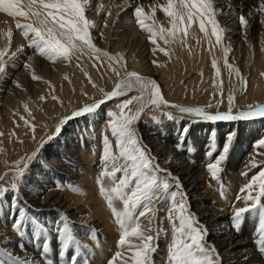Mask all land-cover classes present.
Wrapping results in <instances>:
<instances>
[{"label": "bare ground", "instance_id": "obj_1", "mask_svg": "<svg viewBox=\"0 0 264 264\" xmlns=\"http://www.w3.org/2000/svg\"><path fill=\"white\" fill-rule=\"evenodd\" d=\"M213 1L216 2L218 7L224 9L228 7L229 9L237 7V5H242L245 9L252 6V0ZM4 19L5 17L0 13V22ZM225 21L227 31L229 33L231 32L236 40L235 44L241 41L242 35L241 32L238 31L240 26L237 20L232 18ZM104 30L109 31L108 29ZM130 33L128 38H136L137 31H131ZM122 36V34H115L112 30L110 40L113 41L116 38L120 39ZM138 39L139 42H135L134 49H138V53H140H137L138 57L136 61V65L139 66L132 67L134 69L132 71L137 72L145 78L154 79L160 85L162 95L169 105L175 104L181 107H189L187 104L180 103L181 101L177 102L175 99L176 102L172 101L174 94L178 93L177 90L179 86L174 83L178 82L177 79L179 77L176 79V82L171 84L172 81H168L167 83L165 80L166 78L160 75V68L152 63V51L150 49V51H148V46L144 45L145 38L140 36ZM125 41L126 38H123L120 42L122 43ZM107 42V38H103L100 45L106 46ZM128 45L130 49L133 48L131 47V43L127 41L126 47H128ZM237 45L241 48L242 43L240 42ZM209 67H211V65ZM32 69L35 70L36 68L34 69L32 67ZM221 69L223 72L226 71L224 60H222ZM236 69L238 68L236 67ZM254 69H257L256 66ZM238 70L240 74H242L241 72H245L243 77L247 78L246 75L248 70H246V68L242 67ZM127 71L131 70L128 69ZM210 72L212 71L206 72V77L212 74ZM256 73L258 72L256 71ZM123 75L124 73L122 72V77ZM80 78L81 73H76V76L74 75L75 82L79 81ZM258 80L250 79L251 87L246 97H241L239 100L235 97L237 99L236 102L239 104L248 102L252 107L255 103L259 104L261 102L260 105L264 106V89H262L261 81ZM59 81L58 78L55 79L57 83L55 89L57 90ZM198 81L199 78L194 77L189 81L187 80L188 83L186 85L190 86V88L194 86L199 89L201 85L196 84ZM212 84H214V82H212ZM63 86H65V84ZM114 88L110 89L108 93L113 91ZM234 89L235 95L241 93L242 89L239 86ZM79 90L80 89H78V91ZM193 91L194 90H192V92ZM197 91L195 93H198ZM133 92H137L140 95L139 91L133 90L126 96L121 97H127ZM20 93L22 92L20 91ZM144 95L145 99H147L148 94L145 93ZM23 96L26 98L24 94H20L14 96V98L11 99L12 102L9 99L10 102L8 100V103L5 101L8 104V110L6 111L7 115H5V119L0 118V135L3 134L6 136L12 133L11 136L17 135L16 139L19 136L20 140L23 139V142L21 140L23 144L20 143V146H15L17 143L13 138L11 139L13 140V144L8 143L9 140L7 142L6 138L9 136L4 138V140L0 138V141L5 144L6 148V150H3L2 156L0 157V185L6 187V182L8 180L10 181L13 175H16L18 171V162L27 160L33 153H37V155L34 160L28 161L29 167L26 170L27 173L24 178L25 184L23 183L24 186L21 189V193H19L21 195H16L15 193L0 201V264H23L25 260L29 261V264H54L52 261L53 259L43 253V244L47 242L52 253L58 254L64 240V235L59 232L58 229L62 228L64 225L70 230L73 240L69 244V249L65 258H63L60 263L58 262L59 264H71L69 256L74 252H81L82 255L81 258H76L75 264H109L115 252L118 251V240L121 230L116 224L113 214L105 207L106 201L99 192L100 186L97 183L98 172H95L96 167L93 168L90 163L92 161V152L89 150H92V147H89V145L92 146L97 143L99 129L103 125L102 119H106L107 110L111 103L115 102V100L117 101V99L121 97H116L107 101L101 105V108L94 114L67 119V122L64 124H61L60 122L62 119H59L54 130L47 133L45 136L42 130L43 132L38 134V137L40 135L41 139L39 141L37 138L36 140L32 139L33 142L30 143L29 137H31V133L29 134L27 130L32 121L28 112L23 110ZM102 100H105V97ZM28 102L29 112H32L35 116L39 114L42 103L39 100H29ZM91 104H87L86 106ZM147 107H151V105H145L140 114V119L135 122L136 131H138L137 134L140 135L139 137L142 139L145 148H147L154 158L153 163L163 170L157 173L159 178L169 179V182L173 184L172 190H177L175 189L174 181L176 179L179 180L181 189L177 191H182L184 193L186 197L185 202L192 216L206 229V243L210 248H215V253L220 257V264H264V253L260 251L262 242L261 239L258 238L261 230L260 228H256V225H258L257 220L247 221V223L243 221L240 231L237 232L234 228V219H232L230 214H234L238 206L245 201L244 197L247 195V192H244V194L242 192L239 194L238 192L251 180L248 181L244 173L252 172L257 168L251 167L250 162L254 159L258 166L264 163V148L254 147L260 139H264V118L257 117L250 120L218 121L213 123L188 114H180L176 109L170 107L166 108L161 105V109L164 112H167V114L169 113L174 117L173 119H176V121L172 120L174 124L168 127L166 126V136H164L160 133L159 129L154 130L146 127L144 123L146 118L143 119L142 114ZM99 110L102 111L99 112ZM70 117H72V115L67 118ZM12 118H15L14 121L17 124L13 123ZM65 119L66 118H64V120ZM36 120L45 122L40 120V115ZM26 121L28 122L27 124ZM91 122H94V124ZM104 125H106V123ZM58 126L62 128V131L56 134L55 130ZM87 126H89V130ZM182 126L183 128H187L188 132L184 137L183 145L177 147V145H180L181 137L178 138V136H175V133L177 129ZM75 127L77 130L79 127L83 129V136L87 134H89L90 137L92 136V140L90 139L91 144L89 143V145L86 146L87 142L80 141L81 139L76 136L77 132ZM85 127H87V132H85ZM39 129L41 131V128ZM95 130H97V132H94ZM36 132H38L37 129ZM233 132L236 133V136L229 157L222 165L223 171L219 174L220 178L218 180H213L210 173L207 171V165L214 162L220 153V146L226 141L227 135ZM50 136L52 137L51 140L48 139ZM213 137L217 143V151L209 157L207 153L211 151ZM20 167H23V165H20ZM94 177H96V179ZM72 179H74V181H72ZM106 184L108 185V183ZM58 187L62 188V190L59 191ZM69 188L71 190L75 188L78 196L68 192ZM255 194L256 192L254 191L253 195ZM82 197H85L84 200L81 199ZM165 201L157 203L158 211L153 221L154 234L156 235V239L154 240L156 251L152 255L153 264H170L168 253L171 240L162 237L163 234L160 232L161 222H163L165 218L167 219L164 215H166V211L169 209L167 205H165ZM262 203L261 205L264 206V202ZM16 205H19V207ZM118 206L120 207L119 204ZM21 209L25 211L28 217L21 225V230L24 231L26 235L23 238L17 239L10 231L14 228V222ZM120 209H122V206ZM164 209L166 210L164 211ZM171 235L170 237L172 238ZM20 245H23V250ZM77 249H79V251H77ZM129 254L130 253L125 252L124 256ZM117 264H120L119 260Z\"/></svg>", "mask_w": 264, "mask_h": 264}, {"label": "snow or ice", "instance_id": "obj_2", "mask_svg": "<svg viewBox=\"0 0 264 264\" xmlns=\"http://www.w3.org/2000/svg\"><path fill=\"white\" fill-rule=\"evenodd\" d=\"M88 7L89 0H0V13L26 20L35 18L31 23L21 24L17 22L16 27L22 30L24 37L29 41L28 47L35 49L39 56L52 62L57 60L70 62L76 53L79 52L83 55L86 49L93 54L95 59L99 60L101 55L108 57L109 60L119 66V69L123 70V77L119 79L113 91L105 94V100L73 112L72 117L62 120L61 124L66 123L67 119L94 114L107 101L116 97L126 96L133 90H137L140 93V95L121 101L118 104L119 113H107L111 118L109 127L112 136L115 137L118 153L112 150V145L108 137L105 136L101 160V164L104 167L97 183L100 186V194L105 198L107 206L111 209L115 222L121 230L118 246L124 250L123 252L117 251L109 261V264H117L118 260L120 264H153L152 255L156 251L154 244L156 235L154 234L153 221L158 211L157 203L165 200L170 201L169 220L172 221L174 231V238L168 253L170 264H220V257L215 253V248H210L206 243V229L192 216L185 202L184 193L177 191L181 189L179 180L176 179L174 181L175 189L177 190H171L173 184L169 182V179H160L157 175L163 170L153 163L154 158L140 142L135 130V122L140 119V114L145 105L155 106L156 108H160L163 105L166 108L176 109L180 114H188L213 123L218 121L250 120L257 117L264 118V106L256 105L254 108L249 106L248 111H240L233 114L235 89L233 94L227 97L228 111L224 113L209 114L200 107L190 108L175 104L169 105L162 95L160 85L154 79H146L135 71H127L126 64L122 62V57L113 58L107 52H102L101 49L96 47L90 32V29L94 28L95 25L86 18V9ZM161 11L170 18L171 28L168 30L160 28L159 31H156L153 27L146 26L145 20L148 17H146L143 7L138 6L133 10L137 25L141 30L149 33L150 43L157 46L153 49L154 53L159 50L167 56L168 52L159 47L157 39H165V33L172 39H176L179 33H183L187 37L188 29L194 22H198L199 30L205 34V37L209 36L208 26H210V36L215 38L216 44L221 45L224 42L225 29L221 27L216 19L218 10L214 8L213 0H167V3L161 7ZM258 11L264 14V0H261ZM153 13H155V8H153ZM260 23L264 24V21H260ZM239 24L242 29H246L249 27L250 21L244 15H240ZM8 35L11 37V33ZM229 51V47L223 48L224 65L229 69L230 73L235 71L239 75V70L234 69L233 65L228 63ZM5 55L6 53H0V80L7 77L4 62ZM155 63L156 61H153V64ZM212 67L216 70V77H219L220 69L215 60H213ZM25 68L31 69V65L26 64ZM112 70L117 77H121L120 70H117V68ZM261 75H264V73ZM32 79L35 81L41 79V77L33 74ZM241 80L246 88L247 81H244L243 78ZM16 86L20 87L19 84ZM220 92L222 95V82ZM145 93L148 94L147 99H145ZM40 99L43 100L44 97ZM53 99H56V97H53ZM137 102L139 103V108L130 107ZM168 118L172 119V116L169 115ZM32 127L34 133L35 128L34 126ZM55 131L56 134H59L62 128L58 126ZM187 132L188 129L184 128L180 145H177V147L183 145ZM235 136V132L227 135L219 155L214 162L207 165V171L213 180L220 178L219 174L223 171L222 165L229 157ZM48 139L51 140L52 137L50 136ZM254 147L264 148V139H260ZM216 151L217 143L213 137L211 151L207 155L211 157ZM36 155L37 153H33L27 160L18 162V171L16 173L18 177H23L29 167L28 161L34 160ZM250 163L251 167H258L254 159ZM20 165H23V167H20ZM244 175H247V173H244ZM105 177L110 181V185L106 186L104 184ZM17 191L18 189L14 184V194ZM240 191L242 193L247 192L244 200L246 203L251 201V208L240 207L235 211L233 218L235 222L234 228L239 232L245 219V214L260 208V239L262 242L260 251L264 253V206H261V198L264 197V169L253 175L251 181ZM254 191L256 192L255 195H253ZM178 196L180 197L179 200H177ZM116 202L122 205L121 210L117 209ZM16 206L19 207V205ZM27 219L25 211L19 210L13 227L21 238L25 234L21 230V225ZM176 221L179 222L178 226ZM58 231L64 235L58 255L60 258H64L73 237L66 225L58 229ZM20 247L23 250V245H20ZM48 252L49 244L45 242L43 244V253L47 254ZM125 252L130 254L124 256ZM70 260L71 264H75L76 257L72 256ZM23 264H29V261L25 260Z\"/></svg>", "mask_w": 264, "mask_h": 264}, {"label": "rangeland", "instance_id": "obj_3", "mask_svg": "<svg viewBox=\"0 0 264 264\" xmlns=\"http://www.w3.org/2000/svg\"><path fill=\"white\" fill-rule=\"evenodd\" d=\"M166 3H167V0H89V7L86 9V18H88L95 25L94 28L90 29V32L93 36V43L96 45V47L101 49L102 52H107L109 56L113 58L122 57L123 58L122 62L126 64L127 70L129 69L132 71L134 70L132 67L139 66V65H136L137 64L136 61H137L138 54L140 53H138V49H134L135 42L139 40L138 38H140V36L144 37L145 38L144 45L148 46V51L150 50L152 51V63L153 61H156L155 63L156 66L160 68L159 70L160 75H163L166 78L165 80L167 81V83L168 81L169 82L172 81L171 82L172 84L176 82V79L178 77L180 78V79L179 78L177 79L178 81L177 83H174V84H178L179 88L177 90L178 93H175L174 96L172 97V101L173 102L181 101L180 103L187 104L190 108L191 107L192 108H196V107L203 108L209 114H216L217 112L224 113L228 111L227 97L228 95L233 94V90L235 87L239 86L242 89L239 95L234 94L238 100L241 97L243 98L246 97L251 87L250 79H255V80L259 79L263 87L262 89H264V75H261L262 73H264V24L260 23V21H264V14H261L258 11L261 0H252V6L249 7L248 9H245V7H243L242 5L241 6L237 5V7H232L230 9L229 7L227 9L226 8L224 9L222 7H218L216 2L213 1L214 8L218 10L216 19L221 25V27L225 29L224 42L221 45H217L215 42V38L210 36V32H211L210 26H208L209 36L205 37V34L200 32L199 30L198 22H194L192 26L188 29L187 37H185L183 33H179L176 39H172L171 37L167 36V33H165V39H157V44L159 45V47L165 49V51L168 52L167 56L164 55V53L160 52L159 50H156L155 53L153 52V49H155L157 46L152 45L150 43L149 33L141 30V28L137 25L135 18H134V14H133V10L136 7L138 6L143 7L145 15L146 17H148L145 20L146 26H151L156 31H159L160 28H164L168 30L171 28L170 18L167 17L161 11V7L165 5ZM153 8H155V13H153ZM240 15H244L246 19L250 21V25L248 28L242 29L241 25L239 24L240 27L238 31L241 32L242 39L241 41L235 44L236 40L234 39L232 33L231 32L229 33L225 27V24H226L225 20L234 18L239 23ZM2 16H4L5 19L0 22V53H6V55L4 56V62L6 66L7 77L5 79L0 80V118H3V119L6 118L5 115H7L6 111L8 110L7 108L8 101L10 100L12 102L11 99H13L14 96L24 94L27 99L24 98L23 96V99H22V101L24 102L22 104L23 110L28 112L29 117L32 121L30 122V125L34 126L35 128L34 133H33L32 126H29L27 130L29 134L31 133L30 134L31 137H29L30 143L33 142L32 139L36 140L37 138L38 141L41 139L40 135L38 137V134L40 132L44 131L43 135L45 136L47 133H50L52 130H54L56 127V123L58 122L59 119L64 120V118H67L70 115H72L73 112L80 110V108L82 109L83 106L85 107L87 104H91L99 100H102L105 97V94L108 93L110 89L114 88L118 80L122 78L123 70L119 69L118 65L114 64L113 61L108 59V57H105L102 55L100 56L99 60H97L94 58L93 54L86 49L83 55H81L79 52L76 53V55L72 58L70 62L59 61V60H57L56 62H52V61L47 60L44 57L39 56L38 53L35 51V49L28 47L29 41L24 37L22 30L17 29L16 27L17 22L21 24L31 23L34 21L35 18H32L31 20H26L24 18H13V17L7 16V14L5 13H2ZM104 29L106 30L108 29L109 31H105ZM112 30L114 31L115 34H118V35L122 34L123 36L120 37V39L116 38L118 40L114 39L113 40L114 42L111 41L110 34L112 33ZM131 31H137L136 38H132V37L128 38L129 34H131L130 33ZM9 33H11V37H9L8 35ZM101 33H103V35H101ZM103 38H107L108 42L106 46L100 45ZM123 38H126V41L121 43L120 41ZM127 41L128 43H131L132 45L131 47L133 48L130 49L129 45L128 47H126ZM240 42L242 43L241 48L239 47V45H237ZM224 47L230 48V51L228 54V63L233 65L234 69H236V67L238 69H241L242 67L246 68V70H248L247 75H246L247 78L243 77L245 75V72H241L242 74L239 73V75H237L235 71H232L230 73L227 67H226V71L223 72V70L221 69V66H222V60H224V55H223ZM13 53H15V55H13ZM213 60L217 62V66L220 69L219 77H215L216 70L212 67ZM256 63H258L259 65ZM26 64H30L34 69L35 68L36 69L33 70L32 67L31 69H27L25 68ZM210 65L211 67H209ZM255 66L257 69H254ZM113 68H117V70L121 71V77L116 76L115 72L112 70ZM63 70L65 73L63 72ZM210 70L212 71L210 72L212 74L209 75L210 77L209 76L206 77V72ZM256 71L259 74L256 73ZM76 73L77 74L81 73V78L77 82H75V79H74V75L76 76ZM33 74L41 77V79L34 81L32 79ZM255 74H258V75H255ZM212 76L215 78H213ZM194 77L199 78L198 83H196L198 85L199 84L201 85L199 89H197L194 86L190 88V86L186 85L188 83L187 80L189 81L190 79ZM57 78L61 81V82L59 81L58 90L55 89V87L57 86L55 79ZM241 78H243L244 81H247L246 88L244 84L242 83ZM146 79H149V78L146 77ZM211 81L214 82V84H212ZM221 82H222V87H223L222 95L220 92ZM17 84H19L20 87H17L16 86ZM64 84L65 86H63ZM86 87L87 88L89 87V88L87 89ZM78 89L80 90L78 91ZM192 90L194 91L192 92ZM20 91L22 93H20ZM196 91L198 93H195ZM30 95H31V98H30ZM137 95H139L137 92H133L127 97H121L117 99V101L115 100V102L111 103L109 109L107 110V113L109 112L119 113L118 104L121 101L128 99L129 97L137 96ZM41 97H44V99L41 100L40 99ZM53 97H56V99H53ZM236 98H235V103L233 107V114H236L240 111L249 110L250 103L245 102L244 104L242 103L239 104L238 102H236L237 100ZM29 100L30 101L39 100L42 103L40 113L36 114L37 117L35 116V114H33L32 112H29L28 110ZM260 104L261 102L259 104L255 103L253 107H255L256 105H260ZM209 105L211 106L209 107ZM130 107H134V109L138 108L139 103L137 102L134 106H130ZM101 111L102 110H99V112ZM39 115H40V120L45 121V122L36 120V118H38ZM169 115H170L169 113L167 114V112H164L161 109V106L160 108H156L155 106L147 107L144 113L142 114L143 119L146 118L144 120L146 127L152 128L154 130L159 129L160 133L164 136H166V128L169 125L174 124V121H176V119H173L174 117H172V119H169L168 118ZM107 117L106 119H102L103 125L99 129V137L96 143L98 146L96 144L90 146L89 143H90V139L92 140V136L90 137L89 134L83 136V129L79 127V129L77 130V128L75 127L76 132H77L76 136L81 139L80 141L87 142L86 146L89 145V147H92L91 149L93 151L89 150L90 152H92L91 153L92 155L89 154L91 155V158H92V161L90 163L93 168L96 167L95 172L96 173L98 172L97 173L98 179L100 178V174L103 171V167H104L101 164V160L103 156V148H104L103 140L105 136L108 135L107 137L112 145V150L118 153V149L116 148V144H115V137L112 136L111 130L109 127L111 118L108 115ZM14 119L15 118H12L13 123H15ZM91 123L94 124V122H91ZM105 123L106 125H104ZM87 127L89 130V126ZM87 127H85L86 129L85 132L88 131ZM39 128H41V131ZM36 129L38 132H36ZM183 129H184L183 126L177 129L175 136H178V138L181 137ZM135 130H137L136 124H135ZM94 132H97V130H95ZM136 133H138V131H136ZM11 134L9 133L6 136L1 134L0 138L4 140V138L9 136L8 138H6L7 142L9 140L8 143L13 144L12 142L14 140L17 143L15 144V146L16 145L20 146L21 144H23L22 143L23 139H21L22 142L19 139L20 136L17 137L16 139L17 135L16 136L12 135L13 136L12 137ZM137 136L140 142L142 143V145L145 147L144 143L142 142V139H140L139 137L140 135L137 134ZM12 138L13 140H11ZM0 143H3V142L0 141ZM222 145L220 146V150H222ZM3 150H6L4 143L0 144V157L2 156L1 154L3 153ZM47 156H50V155H47ZM263 165L264 163H262L252 172L247 173L245 178L249 181L253 175L258 174V172L261 169H264ZM26 173L27 172L25 171V174L23 175V177H18L17 175H13L10 181L8 180L6 182L7 184L6 187H2V185H0V201L4 200L5 197L7 198L11 196L12 194H14L13 192L14 184L16 185V188L18 189V191L16 192V195H21L19 193H21V189L25 184L24 178L26 176ZM94 178L96 179V177ZM106 178L107 177H105L104 179ZM72 181H74V179H72ZM104 181H105L104 183L106 186H107L106 183L110 185V181L108 179ZM58 190L60 191L62 190V188L58 187ZM68 192H70L71 194L74 193L73 195L78 196V193H76L75 188L72 190L69 188ZM238 193L240 194L241 191H239ZM84 198L82 197L81 199L84 200ZM103 199L105 198L103 197ZM179 199L180 197L178 196L177 200ZM165 202H166L165 205H167V207L170 209V201L166 200ZM262 202H264V197L261 198V204H263ZM116 204H117L116 206L118 207L117 209L121 210L120 208L122 205H120L118 202H116ZM118 204L120 205V207L118 206ZM105 207L107 208V210L111 212V209H109L107 206V202L105 204ZM239 207L251 208V201H248L247 203L244 201L238 206V208ZM169 209L168 211H166V215H164V217H167L168 220L166 218L165 220L163 219L165 222L164 221L161 222L160 232L163 234L162 237H165L166 239H170L172 243V240L174 238L173 237L174 231H173L172 221L169 220ZM165 210L166 209H164V211ZM230 214L233 219L234 218L233 216L235 215V213L234 214L230 213ZM252 220H257L258 225H256V228L259 229L260 223H261L260 208L259 209L257 208L256 210L250 211L245 214L244 221L246 223L247 221H252ZM178 223L179 222L176 221L177 226H178ZM10 233L14 234L15 238L17 239L21 238L19 233L16 230H14V228L10 231ZM169 234L170 235L172 234L171 235L172 238L170 237ZM25 235L26 234H24V236ZM260 236H261V232H260V235L258 236L259 239H260ZM39 241H40V238H39ZM118 251L123 252L124 250L121 248H118ZM47 255L53 259L52 261L54 264H59L60 261H62L63 259V258H60L58 254L52 253L50 248H49V252L47 253ZM72 256H75L76 258H81L82 255H81V252H74L69 257L71 258Z\"/></svg>", "mask_w": 264, "mask_h": 264}]
</instances>
